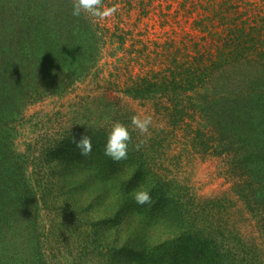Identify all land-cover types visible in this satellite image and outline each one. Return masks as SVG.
<instances>
[{
	"label": "trees",
	"instance_id": "1",
	"mask_svg": "<svg viewBox=\"0 0 264 264\" xmlns=\"http://www.w3.org/2000/svg\"><path fill=\"white\" fill-rule=\"evenodd\" d=\"M113 1L101 0V11ZM75 3L0 0V264H63L54 226L46 229L39 220L41 211L55 212V200L78 219L68 232L82 242L75 264H95V255L102 264L105 253L107 264H223L204 249L208 227L200 226L190 211L194 204L167 174L197 155L212 158L240 202L258 201L264 188V14L232 21L213 53L196 49L169 60L164 50L167 64L158 69L143 66L152 55L147 47L136 50L130 66L118 69L121 87L103 83L98 66L108 43L124 47L126 40L100 16L72 15ZM81 88L85 97L46 116L41 162L18 153L25 111ZM114 91L149 107L151 130L162 126L150 137L135 127L146 136L140 145L127 126V158L120 161L105 155L107 130L122 110ZM134 116L127 115L131 127ZM85 135L92 142L87 156L75 144ZM33 164L54 170L30 173ZM138 191H148L151 201L136 203ZM212 203L222 208L231 200L224 195Z\"/></svg>",
	"mask_w": 264,
	"mask_h": 264
},
{
	"label": "rangeland",
	"instance_id": "2",
	"mask_svg": "<svg viewBox=\"0 0 264 264\" xmlns=\"http://www.w3.org/2000/svg\"><path fill=\"white\" fill-rule=\"evenodd\" d=\"M107 9L115 11L109 16H103L102 22H109L114 26L113 29L118 28L116 35H122L126 44L124 47L119 42L113 46L107 44L98 66L99 75L103 83L115 80L116 85L118 82L119 86L124 87L125 83L116 80L118 69L130 66L131 59L137 58L136 50L147 47L146 53L152 55L145 58L143 66L150 68V63L157 69L160 65L167 64L163 61L164 50L168 52L166 56L170 54L169 60L173 56L178 58L180 54H193L196 49H207L213 53L216 41L226 36L232 21L253 22L264 14V0H115L111 7L105 8ZM157 53L160 56H157ZM162 62L164 63L161 64ZM85 93L84 88H81L63 100H47L30 106L25 111L26 124L20 128V136L16 140L17 152L29 155L38 165L42 160L41 148L45 142V134L49 133L50 129L46 116H52L59 109L65 112L68 104L85 97ZM113 93V102L120 104L122 108L115 124L128 126L137 136L136 140L140 145L146 136L137 133L135 126L131 127L130 122L127 123V115L132 111L140 119H146L151 113L149 107L130 100L121 91ZM161 127L154 126L151 130L148 126L147 131L150 133L147 137L152 136V132ZM112 128L107 131L111 132ZM177 133L180 136L184 134L183 130H178ZM184 164L182 169L172 166L169 168L171 174L167 175L170 178L174 176L177 184L180 183L183 195L194 204L190 206V211L201 218L200 226L208 227L207 233L201 237L204 249L219 257L223 264H264V188L258 193V201L247 205L238 200L236 192L231 191L232 184L226 181L224 167H220L214 159H204L197 155L193 162ZM61 168L57 171H61ZM51 170L54 169L44 165L34 167L33 164L29 172L49 174ZM179 187L173 195H178ZM224 195L231 200L229 205L221 208L212 203L223 199ZM52 206L55 207V212L41 211L39 220L43 221L46 229L50 225L54 226L57 251L59 250L63 264H75L83 251L80 249L82 242L80 238L68 232L72 229V223L78 219L66 212L62 201L55 200ZM207 216L210 219L206 218ZM208 221L210 223H206ZM148 226L151 227L149 224ZM138 237L143 235L139 234ZM104 255L102 264H107L110 255ZM99 260L95 255V264Z\"/></svg>",
	"mask_w": 264,
	"mask_h": 264
},
{
	"label": "clouds",
	"instance_id": "3",
	"mask_svg": "<svg viewBox=\"0 0 264 264\" xmlns=\"http://www.w3.org/2000/svg\"><path fill=\"white\" fill-rule=\"evenodd\" d=\"M101 0H76L73 8L72 15L79 16L81 11H86L94 16H109L115 9H107L101 11ZM150 118L140 119L134 116L132 124L138 128L142 133L148 130ZM130 134L127 127L117 123L113 126L108 135L107 143L105 146V155L111 157L115 161H120L127 158L128 142ZM76 147L80 149L81 155L87 156L92 151V142L90 137L82 136L75 141ZM135 200L138 204H146L151 201V196L148 191H138L135 193Z\"/></svg>",
	"mask_w": 264,
	"mask_h": 264
}]
</instances>
